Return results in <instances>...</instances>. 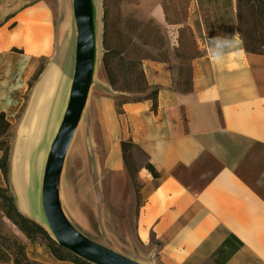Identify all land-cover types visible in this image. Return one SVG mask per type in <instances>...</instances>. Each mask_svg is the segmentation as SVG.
<instances>
[{
	"label": "crops",
	"instance_id": "obj_1",
	"mask_svg": "<svg viewBox=\"0 0 264 264\" xmlns=\"http://www.w3.org/2000/svg\"><path fill=\"white\" fill-rule=\"evenodd\" d=\"M58 1L35 0L0 24V113L11 123L8 180L0 170V187L42 226L46 163L76 65L75 0ZM101 1L90 0L93 61L59 176L63 215L87 239L139 264H264V196L240 172L264 161V55L246 52L236 0H190L185 23L202 52L191 61L192 91L175 89L174 54L166 61L146 59L147 81L159 89L158 110L151 100L128 101L123 114L115 94L95 81ZM148 18L166 29L175 51L183 24H169L159 2ZM129 139L146 158L135 172L139 189L124 160L122 142ZM256 174L264 184V168ZM0 224L17 234L32 260L74 264L29 240L1 210ZM231 236L237 250L215 260Z\"/></svg>",
	"mask_w": 264,
	"mask_h": 264
},
{
	"label": "trees",
	"instance_id": "obj_2",
	"mask_svg": "<svg viewBox=\"0 0 264 264\" xmlns=\"http://www.w3.org/2000/svg\"><path fill=\"white\" fill-rule=\"evenodd\" d=\"M164 12L166 14V20L169 24H180L181 22H171L168 14V8L166 4H162ZM236 15H237V30L239 38L242 41L246 52L258 55H264V0H236ZM104 22V34H103V46L105 53L103 55V65L105 67L108 81L113 89L116 91H132L137 88L139 92L145 94L141 99L134 100L139 102L142 100H151L152 108L154 111L158 110V94L159 89L151 86L143 69V62L146 59L156 60H168L159 58H132L127 59L122 56V53L114 50L108 41V26L106 22L105 13ZM187 19V18H186ZM186 22V20H185ZM186 29L191 31V28L185 23ZM209 31L210 25L207 24ZM192 32V31H191ZM193 35V33H192ZM194 37V36H193ZM195 40V39H194ZM196 43V42H195ZM197 48V45H196ZM176 58L180 59L181 55L179 47L175 49ZM202 55V52L198 50L197 53L191 58V61ZM190 61V64H191ZM114 63L120 66L123 71V79L125 81V88L122 89L117 84L114 76ZM179 68V75L184 70ZM44 64H41L35 75L33 81L37 80L41 72L43 71ZM187 89H179L175 86V89L179 92H190L193 89L192 82V65H190V80L187 81ZM32 86V83H30ZM128 101L118 102L115 99V106L119 114H123V105ZM11 130V123L7 119L4 112L0 113V152L2 156L0 158V170L2 171L6 180H8V165L10 159V142L8 140V133ZM122 149L125 164L127 169L133 178L137 189L141 187L136 177V169L133 162V153L135 150H142L133 142L132 139L122 142ZM147 169L153 174L154 177H159L160 173L149 162L146 163ZM0 210L4 212L5 216L29 239L33 241H39L47 245L52 254L60 261H69L74 264H94L74 252L68 250L52 236V234L42 225L31 220L23 215L17 206L13 198L9 195V189L0 187ZM4 232V225L0 224V263H13V264H44L39 261L32 260L27 254V248L23 241L7 236ZM232 236L229 237L222 246L217 250L214 256L217 259L224 253L231 254L237 250V247L231 246ZM241 244V242H239ZM213 256V257H214Z\"/></svg>",
	"mask_w": 264,
	"mask_h": 264
},
{
	"label": "rangeland",
	"instance_id": "obj_3",
	"mask_svg": "<svg viewBox=\"0 0 264 264\" xmlns=\"http://www.w3.org/2000/svg\"><path fill=\"white\" fill-rule=\"evenodd\" d=\"M34 1L35 0H0V24L4 22L7 15L12 11L22 8L24 5H28ZM52 2L54 3H52L53 5L58 6V0H52ZM157 2L166 4L171 22H181L180 24H183L179 29V36L177 38L181 58L178 59L173 68L178 73L175 86L179 89H187L189 87L187 81L190 80V61L197 53L192 32L186 29L185 26L190 0H102L98 7V18L96 21V26L98 27V70L95 81L100 87L98 88L99 90L102 91L106 86L111 93L115 94V98L118 102L141 99L145 94L139 92L137 88L132 91H116L108 81L107 73L103 65V55L105 53L103 46L105 13L109 44L114 50L122 53L123 57L127 59H166L176 54L175 51L171 53L168 48L171 43L168 36L169 34H167L166 29L157 23L156 20L148 18L149 10ZM180 65H182L181 68L184 69L181 75H179ZM114 76L117 84L122 87V89H127L125 88L122 68L117 66L116 63H114ZM8 140L9 142L11 141L9 136ZM145 160L146 158L143 152L138 150L134 151L133 162L135 169H137L139 163H144ZM257 166L258 167H253L249 163L245 165L240 172L242 176L253 185H260L258 187L259 191L264 196V184L259 182L256 174L261 168H264V161L258 163ZM43 226L53 235L46 217ZM18 231L22 233L19 229ZM4 232H6L5 234L7 236L19 239L17 234L6 227H4Z\"/></svg>",
	"mask_w": 264,
	"mask_h": 264
},
{
	"label": "water",
	"instance_id": "obj_4",
	"mask_svg": "<svg viewBox=\"0 0 264 264\" xmlns=\"http://www.w3.org/2000/svg\"><path fill=\"white\" fill-rule=\"evenodd\" d=\"M75 15L78 27L75 73L68 107L46 163L42 191L44 213L52 236L78 256L94 264H139L78 233L65 218L59 205V176L79 121L93 61L90 0H75Z\"/></svg>",
	"mask_w": 264,
	"mask_h": 264
}]
</instances>
